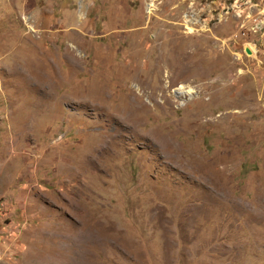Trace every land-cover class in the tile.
<instances>
[{"label":"rangeland","instance_id":"obj_1","mask_svg":"<svg viewBox=\"0 0 264 264\" xmlns=\"http://www.w3.org/2000/svg\"><path fill=\"white\" fill-rule=\"evenodd\" d=\"M0 200V264H264V0H0Z\"/></svg>","mask_w":264,"mask_h":264},{"label":"built area","instance_id":"obj_2","mask_svg":"<svg viewBox=\"0 0 264 264\" xmlns=\"http://www.w3.org/2000/svg\"><path fill=\"white\" fill-rule=\"evenodd\" d=\"M6 208V200H0V216L4 215Z\"/></svg>","mask_w":264,"mask_h":264},{"label":"water","instance_id":"obj_3","mask_svg":"<svg viewBox=\"0 0 264 264\" xmlns=\"http://www.w3.org/2000/svg\"><path fill=\"white\" fill-rule=\"evenodd\" d=\"M247 52H248V53H250V50H249V49H247Z\"/></svg>","mask_w":264,"mask_h":264}]
</instances>
